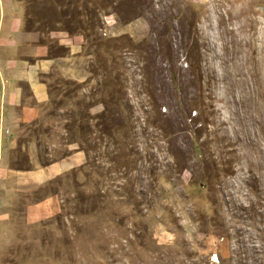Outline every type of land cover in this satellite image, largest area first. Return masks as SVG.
<instances>
[{
    "label": "rangeland",
    "instance_id": "1",
    "mask_svg": "<svg viewBox=\"0 0 264 264\" xmlns=\"http://www.w3.org/2000/svg\"><path fill=\"white\" fill-rule=\"evenodd\" d=\"M1 30L0 167L80 158L7 204L0 179V264H264V0H0ZM22 33L47 97L15 128Z\"/></svg>",
    "mask_w": 264,
    "mask_h": 264
},
{
    "label": "crops",
    "instance_id": "2",
    "mask_svg": "<svg viewBox=\"0 0 264 264\" xmlns=\"http://www.w3.org/2000/svg\"><path fill=\"white\" fill-rule=\"evenodd\" d=\"M16 26L17 20L12 22V27ZM16 31L18 30H15V32ZM1 32L2 30L0 33ZM31 38V36L27 35L25 39L24 33H22L21 41L18 43L19 48H21L20 51L17 52V55L14 57L7 56L5 59L6 61L3 62L5 74L9 81H11L8 87L9 93L7 95V106L10 110L8 111L7 118L15 128H18L20 125L30 123L32 120L35 123L37 121L39 103L44 102L47 97L46 84L38 80L37 77L39 76V73L48 70L47 68L49 67V61L41 60L37 62V48L31 45ZM2 41L3 43L7 42L5 38H3ZM9 43L14 45L16 44V41L10 40ZM3 83H6L5 79L3 80ZM23 85L27 87L29 92H31V99L36 105H24L22 90ZM2 97L3 94L1 95V99ZM6 133H8V131ZM14 133L15 135L17 134L15 131ZM7 142L8 154L6 160L8 161L9 153L15 148L17 141L15 139H8ZM34 150L35 149L33 147L29 148L31 154ZM33 156L36 158L37 154H33ZM79 158L80 155L78 153H73L71 156H69L67 159L65 158L61 162H56L40 169H37L36 166L28 170L19 171L17 173H14L16 171L9 168L8 164H6V166L0 167L3 202L5 204L10 201L13 202L14 196L19 197V195L23 192L28 194L26 192L37 189V186H39V183L42 180L55 177L63 168H66L67 170L71 166L73 167L74 162L76 164ZM16 190H21L22 192ZM10 192H12L14 195L8 199ZM23 202L26 206L24 213L26 220H37V203L34 204L29 202L28 199H25Z\"/></svg>",
    "mask_w": 264,
    "mask_h": 264
}]
</instances>
